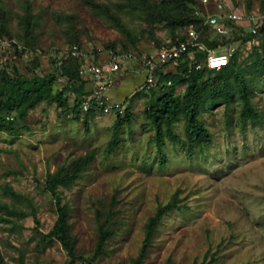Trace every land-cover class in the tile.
<instances>
[{
  "label": "rangeland",
  "instance_id": "1",
  "mask_svg": "<svg viewBox=\"0 0 264 264\" xmlns=\"http://www.w3.org/2000/svg\"><path fill=\"white\" fill-rule=\"evenodd\" d=\"M192 3L0 0V90L6 75L53 77L42 99L29 91L34 105L23 117L21 108L9 113L16 131L0 125V264H87L91 257L92 264H264V0H224L223 12L254 17L258 34L250 22L223 18L225 40L197 24L202 44L217 39L225 43L219 50L235 49L233 70L195 78L197 119L211 142H190L185 104L159 126L150 116L160 86L182 99L192 80L147 87L143 71L148 55L186 38ZM206 9L218 12L212 2ZM72 45L91 63L129 55L104 98L120 103L121 113L82 107L96 81L85 80L83 95L75 91L57 63ZM58 172L74 177L56 188L69 210L74 260L58 240L42 237L57 219L46 184Z\"/></svg>",
  "mask_w": 264,
  "mask_h": 264
},
{
  "label": "trees",
  "instance_id": "2",
  "mask_svg": "<svg viewBox=\"0 0 264 264\" xmlns=\"http://www.w3.org/2000/svg\"><path fill=\"white\" fill-rule=\"evenodd\" d=\"M197 5V1L193 0L191 14L189 17L185 18L184 23H186V28L193 24L197 30V24L201 25L203 28L209 29L208 26L203 25L200 18L194 15V7ZM199 7H201L199 5ZM258 27V26H257ZM210 30V29H209ZM259 30H257L258 32ZM251 33L255 35L258 33ZM201 33V32H200ZM216 38H224L228 40L227 36H216ZM185 38L179 40L182 41ZM200 40L202 41V33ZM212 40V41H211ZM210 41H205L208 48L219 50L220 47L224 46L225 43L222 40L211 39ZM178 41V42H179ZM177 42V43H178ZM198 50V51H197ZM233 56L229 59L228 63L221 67L218 70L209 69L206 66H203L200 69H195V65L199 62H204L206 51H200V47L189 48L187 53L184 54V61L180 62L177 66L165 65L164 68L158 71V80L165 81L172 84H175L182 80L184 75H190L192 80L188 86L187 92L183 95L182 99L174 96L172 89H169L167 86L162 85L159 88L158 95L155 97L152 108L149 109L150 116L153 118L154 122L159 126L161 124L162 118L165 116L170 117L174 115L179 109L180 106L185 104L187 109V127H188V137L190 142L199 143H209L211 142V136L206 127H204L200 121L197 119V114L199 112V98L200 90L196 87L195 78L201 72L204 71H213L219 74L227 73L228 71L233 70ZM82 63L78 57L67 56L62 59L61 68L64 70V74L73 79L74 83L77 84L75 91L81 93L82 95L86 93L85 91V80H83L79 74V68ZM173 67L175 72H165L166 67ZM53 77L51 78H29L23 75H18L16 77H10L6 75L4 77L5 85L0 90V95H3L4 98L0 99V125H5L10 131H16L17 126H15L14 117L10 116L9 113L21 108V115L23 117L27 108H31L34 103H27L26 99L28 93L31 89L35 91V100L38 101L43 98V92L45 86L51 83ZM6 91V92H5ZM245 98V97H244ZM61 107H64L66 104L65 99L62 97L61 93L56 96ZM247 102V101H246ZM11 118V119H9ZM21 119V118H20ZM19 119V120H20ZM124 117L120 114L117 116V125L123 121ZM74 180V177L69 175H62L61 173H56L47 180L46 188L50 191L53 198L56 200L57 206V219L54 223V226L50 232L43 234L42 237L45 240L56 239L58 240L63 248L67 251L68 255L74 260L78 255H76L74 250V243L70 240L68 235V207L61 202V197L59 196L56 188L57 185H70ZM11 192V190H10ZM13 193V192H12ZM164 210V209H163ZM160 209V213L163 211ZM159 214L150 219V224L148 225V231L146 233V239H149L151 236V231L153 226L156 224ZM101 244V242L99 243ZM97 253V251H96ZM87 264H92L94 257L89 259H84Z\"/></svg>",
  "mask_w": 264,
  "mask_h": 264
},
{
  "label": "built area",
  "instance_id": "3",
  "mask_svg": "<svg viewBox=\"0 0 264 264\" xmlns=\"http://www.w3.org/2000/svg\"><path fill=\"white\" fill-rule=\"evenodd\" d=\"M197 5L194 7V15L201 19L202 24L209 27L215 35L228 36V28L223 20L227 18L233 22L244 24L251 23V33H256V25L254 17H248L244 13L237 11L223 12L225 6L224 0H196ZM213 3L218 12H209L206 6ZM199 5L201 7H199ZM222 10V11H221ZM224 15V17L222 16ZM185 40L179 41L171 46H164L156 52L148 55L145 58L143 71L146 74L147 87H150L154 82L158 81V71L164 68L165 65L177 66L184 61V54L189 48L200 47L202 51H206L204 62H199L195 65V69H200L206 66L209 69L218 70L225 66L229 59L233 56L235 49L232 46H227L223 50L210 49L201 43V33L193 24L186 28ZM67 56L78 57L82 60L79 68V74L83 80L92 78L96 81L94 90L91 93L83 95L82 107L90 109L93 107H100L104 112L122 111V105L114 101H105L106 91L111 87L113 82V75L116 73L123 59L128 58L129 55L122 54L116 56L111 53L110 60L107 62L96 61L91 63L89 55L78 47L72 45L61 53L57 59V63L61 64L62 59Z\"/></svg>",
  "mask_w": 264,
  "mask_h": 264
}]
</instances>
